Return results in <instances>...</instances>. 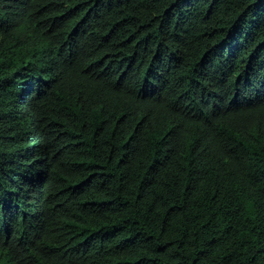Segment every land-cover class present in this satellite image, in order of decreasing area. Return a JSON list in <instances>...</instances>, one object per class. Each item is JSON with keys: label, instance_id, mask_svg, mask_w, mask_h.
I'll return each instance as SVG.
<instances>
[{"label": "trees", "instance_id": "obj_1", "mask_svg": "<svg viewBox=\"0 0 264 264\" xmlns=\"http://www.w3.org/2000/svg\"><path fill=\"white\" fill-rule=\"evenodd\" d=\"M0 264H264V0H0Z\"/></svg>", "mask_w": 264, "mask_h": 264}]
</instances>
